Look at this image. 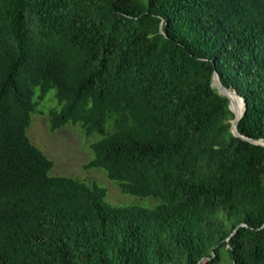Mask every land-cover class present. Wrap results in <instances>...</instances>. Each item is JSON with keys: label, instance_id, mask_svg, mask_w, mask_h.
I'll return each mask as SVG.
<instances>
[{"label": "trees", "instance_id": "trees-1", "mask_svg": "<svg viewBox=\"0 0 264 264\" xmlns=\"http://www.w3.org/2000/svg\"><path fill=\"white\" fill-rule=\"evenodd\" d=\"M264 0H0V264H264ZM99 138L87 168L154 207L53 175L28 135ZM233 105V103H232Z\"/></svg>", "mask_w": 264, "mask_h": 264}, {"label": "rangeland", "instance_id": "rangeland-1", "mask_svg": "<svg viewBox=\"0 0 264 264\" xmlns=\"http://www.w3.org/2000/svg\"><path fill=\"white\" fill-rule=\"evenodd\" d=\"M55 94V89L48 92L37 111L32 114L28 128L33 143L53 160L51 174L74 176L89 183L97 182L108 188L107 201L113 205L154 207L159 204V198L124 194L104 170L86 167L93 158L91 143L100 137L99 134L89 135L78 124H67L56 131L51 130L49 112L60 105Z\"/></svg>", "mask_w": 264, "mask_h": 264}, {"label": "water", "instance_id": "water-1", "mask_svg": "<svg viewBox=\"0 0 264 264\" xmlns=\"http://www.w3.org/2000/svg\"><path fill=\"white\" fill-rule=\"evenodd\" d=\"M212 85L214 87L218 88V91L221 94H223L224 96H227L229 98V100H230V108L232 109V111L235 114V117L231 121L232 122L231 130H232L233 134L235 136L240 137V138H242L244 140H247L249 142L264 145V139H262V138H260V139L250 138V137H247V136L241 134L240 131H239V121L241 120V118L243 117V115H244V113H245V111L247 109L246 100L242 96H240L235 90H233L232 88H229L226 85H224V83L222 82L221 77H220L218 72H215V74H214V79H213ZM232 95H236L244 103V112H243V114L241 116H238V114L236 112V108H235L236 105H234L235 107H233V105H232Z\"/></svg>", "mask_w": 264, "mask_h": 264}, {"label": "bare ground", "instance_id": "bare-ground-1", "mask_svg": "<svg viewBox=\"0 0 264 264\" xmlns=\"http://www.w3.org/2000/svg\"><path fill=\"white\" fill-rule=\"evenodd\" d=\"M232 103H233V107H235L234 105H236L235 108H236V112H237L238 116H241L244 112L243 101L239 97H237L236 95H232Z\"/></svg>", "mask_w": 264, "mask_h": 264}]
</instances>
